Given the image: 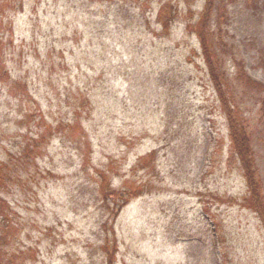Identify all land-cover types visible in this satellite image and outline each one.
Returning a JSON list of instances; mask_svg holds the SVG:
<instances>
[{"label":"rangeland","instance_id":"obj_1","mask_svg":"<svg viewBox=\"0 0 264 264\" xmlns=\"http://www.w3.org/2000/svg\"><path fill=\"white\" fill-rule=\"evenodd\" d=\"M204 1L0 7V168L11 171H0V196L15 229L0 264H264L262 225L242 206L246 183L236 162L222 161L229 140L219 97L202 61L188 57L200 55L195 34L171 19L182 11L193 24ZM199 21L214 34L222 93L255 120L256 97L243 95L234 73L241 67L264 85V0H216ZM39 132V156L26 157ZM125 190L144 195L125 201Z\"/></svg>","mask_w":264,"mask_h":264},{"label":"trees","instance_id":"obj_2","mask_svg":"<svg viewBox=\"0 0 264 264\" xmlns=\"http://www.w3.org/2000/svg\"><path fill=\"white\" fill-rule=\"evenodd\" d=\"M8 1L9 0H0V7H5L8 4ZM215 1L216 0L204 1L199 20H203L205 13H209L214 8ZM181 12L182 11L179 12L180 15L178 18L171 19L178 20L181 18L183 24H185V28L187 27L188 30L191 29V31H193V33L195 34L196 40L198 42V48L200 49V55L199 50L195 49L192 50L188 57L192 58L196 55V57H198L199 60L202 61V73L204 74L205 78L212 83L215 92L219 97L218 106L220 108L221 116L225 121L224 126L229 140V146L224 156V160L222 161H224V165L226 167H229L232 164V161L236 162L238 171H240L239 174L242 175V178L244 179L247 187L244 195L246 197L244 198L242 206L255 214L264 231V188L254 160L255 141L258 140L257 143L260 144L261 139L264 138V85L249 79V77L245 75L244 70L241 67L236 68L234 78L237 79L241 77L240 83L242 84L244 89L243 95L246 94V92L254 94L256 97L255 99L259 105L256 119L250 120L246 118L242 113L237 100H234L232 98L228 99L226 96H224V92L222 93L223 90L221 89V86L219 84V79L221 77H224L223 73L225 72L221 64V56L217 54V59L216 54L213 55V53L211 52L212 46L209 45L211 43L208 42L213 33L209 34L207 30L209 28L206 26V23L204 21L201 22L197 19L193 24L189 23L190 21H192L193 17H191V15H189L188 17H181ZM163 21L165 23V20ZM165 24H168V22H166ZM35 137L34 142L30 146L31 148L35 149L33 150V152H30L26 148L27 152L24 154L26 157L37 158L40 154L39 147L41 142L44 141V134L42 132H39ZM34 153L36 154L34 155ZM153 155L154 152H150L147 157L138 159L131 167V172L134 173L138 170L140 171V167L143 165V161H151ZM23 162L25 163L23 164ZM29 165L30 163L27 160H24L21 161L20 165H18L15 169L20 174L26 173L23 171V169H28ZM1 170H4L5 173L11 174V171L8 168H0V171ZM1 180H6V176L3 175L2 178L0 177V185ZM143 185L146 186V182L143 183ZM129 187L130 186L127 184V182H125L122 189H128ZM124 194L128 197L125 201L129 200L130 198L144 195L142 190L131 194H126L125 190ZM210 196L212 199L221 201V196L219 194L210 193ZM122 205L123 204H119L116 206V208L122 207ZM9 210L10 209L7 206L6 199L0 196L1 247H6L7 241L13 237L14 233H12L11 229L13 230V232L15 231L13 227L14 223H12L11 219L8 217ZM206 218L209 222V225H211L212 227H218L221 224L219 220L215 219V216L213 214H210V210L206 214Z\"/></svg>","mask_w":264,"mask_h":264}]
</instances>
